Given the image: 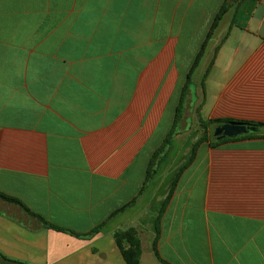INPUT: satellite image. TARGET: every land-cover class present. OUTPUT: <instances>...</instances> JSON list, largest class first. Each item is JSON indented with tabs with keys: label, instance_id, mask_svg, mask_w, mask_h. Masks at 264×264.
<instances>
[{
	"label": "crops",
	"instance_id": "1",
	"mask_svg": "<svg viewBox=\"0 0 264 264\" xmlns=\"http://www.w3.org/2000/svg\"><path fill=\"white\" fill-rule=\"evenodd\" d=\"M210 119L264 124V0H0V193L64 230L0 198V264H127L122 228L140 264H264V134Z\"/></svg>",
	"mask_w": 264,
	"mask_h": 264
},
{
	"label": "trees",
	"instance_id": "2",
	"mask_svg": "<svg viewBox=\"0 0 264 264\" xmlns=\"http://www.w3.org/2000/svg\"><path fill=\"white\" fill-rule=\"evenodd\" d=\"M226 12V6H224L222 8V10L220 11V13L216 16L214 23L212 25V30L210 35L208 36V38H210L211 34L213 33V31L217 28L220 20L222 19L224 13ZM207 42L204 46V48L202 49L201 53L199 54L197 60H196V64L198 63L199 59L201 58V56L204 54L205 48H206ZM218 49H216V53H217ZM213 61L214 59L211 61L210 66L208 67L204 79L207 78L208 76V72L210 71L212 65H213ZM221 122H229L228 119H210L208 121H205L202 123V127L205 130V137L204 140L205 141H209L211 143L212 147H217L220 146L222 144L227 143L228 141H230V139H225V140H221L218 141L216 140L213 135H211L210 132L213 133V130L215 128V126ZM254 124L256 126H260V127H264V124H255V123H251ZM174 135V129L170 132V134L168 135V137L166 138V140L164 141L162 147L155 153V155L153 156L151 163H150V167L148 170V175H147V179L151 178V176L154 174L155 172V167L157 166V164L159 163L160 159H161V154H163L165 148L167 147V145L170 143L172 137ZM255 134L252 135H247L246 137H251L254 136ZM0 198L3 199L6 202L18 205L20 207H22L26 212H28L31 216L37 218L44 226L46 227H51L54 228L58 231H64L61 228L58 227H54L49 225L41 216H38L36 214L31 213L26 206H24V204H22L19 200L6 196L4 194L0 193ZM124 208H121L120 210H118V212L122 211ZM101 227H97L93 233H96L100 230ZM72 234H75L73 232H70ZM114 238L116 241V244L119 248V250L121 251L125 261L127 262V264H140L141 261V257H142V247H141V242H140V238H139V233L137 231L136 228H122V229H118L114 232ZM159 238V230L157 229L156 232V236H155V241H154V246H156L157 243V239Z\"/></svg>",
	"mask_w": 264,
	"mask_h": 264
},
{
	"label": "water",
	"instance_id": "3",
	"mask_svg": "<svg viewBox=\"0 0 264 264\" xmlns=\"http://www.w3.org/2000/svg\"><path fill=\"white\" fill-rule=\"evenodd\" d=\"M252 134H264V127L244 122H221L213 130V137L218 140L236 139Z\"/></svg>",
	"mask_w": 264,
	"mask_h": 264
},
{
	"label": "rangeland",
	"instance_id": "4",
	"mask_svg": "<svg viewBox=\"0 0 264 264\" xmlns=\"http://www.w3.org/2000/svg\"><path fill=\"white\" fill-rule=\"evenodd\" d=\"M221 76H222V75H218L219 78H221ZM209 102H210V101H209ZM206 110H207V109H206ZM210 133H211V135H212V132H210Z\"/></svg>",
	"mask_w": 264,
	"mask_h": 264
}]
</instances>
